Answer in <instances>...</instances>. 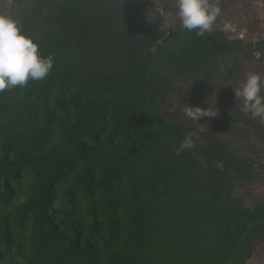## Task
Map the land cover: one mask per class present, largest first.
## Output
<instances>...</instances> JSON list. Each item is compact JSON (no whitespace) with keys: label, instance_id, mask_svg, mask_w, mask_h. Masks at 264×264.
Listing matches in <instances>:
<instances>
[{"label":"trees","instance_id":"16d2710c","mask_svg":"<svg viewBox=\"0 0 264 264\" xmlns=\"http://www.w3.org/2000/svg\"><path fill=\"white\" fill-rule=\"evenodd\" d=\"M149 2L34 0L10 14L54 66L0 92V264H246L264 243V200L236 193L264 163L196 130L240 123L233 136L250 143L264 123L241 107L199 122L163 109L264 63V38H231L221 16L203 36L166 29Z\"/></svg>","mask_w":264,"mask_h":264},{"label":"rangeland","instance_id":"374dc122","mask_svg":"<svg viewBox=\"0 0 264 264\" xmlns=\"http://www.w3.org/2000/svg\"><path fill=\"white\" fill-rule=\"evenodd\" d=\"M34 0H0V12L10 15L20 7V3H30ZM48 5L56 0H45ZM222 9L221 28L230 34L231 38L241 37L244 40H256L264 38V0H219ZM163 12V14L161 13ZM148 20H153L159 26L170 29L181 24L177 15V9L173 6L172 0H150L145 10ZM250 72H259L264 75V63L258 58L250 62H244L237 78L228 79L218 83L214 94L206 96L203 93H194L191 99L182 94L171 93L163 103L165 117L173 120L190 121L186 115L187 106H200L204 109L216 112L214 116H207L213 119L223 117L227 111H232L240 107V101L235 95V88L242 86ZM227 97V98H226ZM227 99L232 101L229 107ZM253 124L264 123V119L253 117L251 113L243 112ZM237 124L212 125L199 123L196 130L200 133L210 132L216 137L224 140H231L247 156L251 158L259 157L264 163V130L249 126L250 143L236 140L233 136ZM248 144L255 146L256 153L249 149ZM236 193L244 197L247 206H254L255 203L264 200V169L256 172L252 181L244 180L236 187ZM246 264H264V243H258L253 255Z\"/></svg>","mask_w":264,"mask_h":264},{"label":"clouds","instance_id":"9594fccd","mask_svg":"<svg viewBox=\"0 0 264 264\" xmlns=\"http://www.w3.org/2000/svg\"><path fill=\"white\" fill-rule=\"evenodd\" d=\"M181 21V29L198 36L211 32L222 14L219 0H172ZM163 14V12H161ZM54 58L40 52V44L23 32L18 20L0 12V92L25 87L30 80L47 77ZM241 110L264 119V75L250 72L241 87L235 88ZM186 115L194 121L214 116L216 112L200 106H187ZM194 147L193 134L188 133L177 154Z\"/></svg>","mask_w":264,"mask_h":264}]
</instances>
